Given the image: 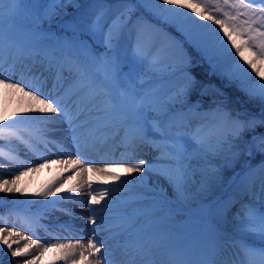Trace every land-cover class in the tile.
<instances>
[{"label": "snow or ice", "instance_id": "obj_1", "mask_svg": "<svg viewBox=\"0 0 264 264\" xmlns=\"http://www.w3.org/2000/svg\"><path fill=\"white\" fill-rule=\"evenodd\" d=\"M19 3L0 0V48L14 44L11 33L3 28L4 9L7 4ZM69 6L76 11L68 13ZM33 8L28 25L32 65L25 68L33 73L39 65L43 71L32 74L34 83H24L23 73L20 82L0 75V86L27 99L22 110H13L11 116L7 108L0 112V167L6 160L22 169L11 180L0 177V193L25 195L18 186L23 177L54 164L64 166L71 175L28 195L49 200L57 193L81 195L86 187L89 215L85 219L93 226L92 235L86 244L83 239L45 244L35 231L29 240L27 234L4 226L0 215V245L12 258L30 257L22 264H42L41 258L49 253L53 259L47 264H109L102 254L106 244L96 238L97 228H105L121 251L122 258L115 264H264V159L255 166L244 160L239 172L227 180L224 175L244 157H264V134L255 132L264 126V0H37ZM13 14L14 9L10 20ZM69 15L71 19H63ZM145 15L176 35L163 33ZM149 31L162 34L163 42L147 39ZM194 55L207 63L210 75L234 86L248 103L256 105L259 118L247 110L230 109L214 86L200 90V95L213 90L215 99L208 111H202L199 102L189 103L199 84L191 74L196 66ZM45 72L52 78L57 96L62 92L69 100L76 97L71 105L41 92L48 82ZM84 101L87 104L82 107ZM57 117L68 124L75 157L64 143L49 138L50 125L57 123ZM113 120L115 136L125 150L133 156L147 152L151 160L141 157L133 163L95 168L80 156L82 149L96 147L100 128L109 127ZM78 130H86L89 138L82 140ZM245 133H250V138L246 139ZM21 144L27 150L25 156H35L40 162L29 164L21 159L16 149ZM49 144L68 158L44 156L40 146L48 149ZM125 176L133 178L123 179ZM76 177L77 184L69 187ZM93 178L104 185L119 183L96 189ZM153 178L149 186L148 179ZM121 189L138 191L123 199L119 211L113 213L110 197ZM65 201L78 202L69 195L41 207L46 210ZM102 201L107 202L101 206ZM197 201L207 203L208 215L231 252L224 261L185 258L178 237L165 235V220ZM3 203L0 201V207ZM18 203L28 205L23 217L30 228L48 230L49 226L41 223L43 213L31 210L34 201ZM60 210L73 215L71 209ZM105 210L108 215L98 224L97 213ZM34 247L40 249L35 256ZM165 256L166 260L161 259Z\"/></svg>", "mask_w": 264, "mask_h": 264}, {"label": "bare ground", "instance_id": "obj_2", "mask_svg": "<svg viewBox=\"0 0 264 264\" xmlns=\"http://www.w3.org/2000/svg\"><path fill=\"white\" fill-rule=\"evenodd\" d=\"M4 13H5V18H4L3 28L6 32L11 33V38L14 41V44L12 46L5 45L2 48H0V50L6 49L7 54H11L15 51H18L19 48L26 42L28 43L30 42V44L32 45V37L28 31L29 24H27L26 26H22L18 29L16 28V30L14 29L9 30L8 26L10 25L11 22H13V19L10 21L6 19V16L9 14V12L6 9H4ZM209 27L216 28L217 32H219V29L217 26L209 24ZM219 34L220 36H223V33H219ZM156 42L161 43L163 42V39L161 41L156 39ZM25 54L26 53H24V55ZM14 55L16 56V54ZM232 55L236 60H239V56H236L234 52L232 53ZM13 56L9 58L10 62H5L4 59H0L3 61L2 67H5L8 69L6 71L2 70L0 72V75L6 77L9 80L20 82L21 73H23L24 74L23 78L28 79L29 83H34L31 80L32 74L39 73L41 71L36 72L35 70H33V73H29L28 70L22 65L18 64V62H15L13 64L14 61L11 60ZM21 60L23 63L27 62L29 66L32 65L31 63L32 61L30 60L26 61L25 58L23 57H21ZM240 62L243 63V61H240ZM12 65H15V67L14 69L10 70V66ZM244 66L245 68L248 67L247 65H244ZM248 71L251 72V69H248ZM252 76L254 79H258V78H255L254 73L252 74ZM36 86H39V85H36ZM65 87H67V85H65ZM49 88H50V79L48 78L47 84L41 87L40 90L43 94H45ZM61 95L65 97L62 92H61ZM74 98L76 99V97ZM62 100H65V99H62ZM96 102L98 103L99 99ZM26 104H27L26 98H21L20 94L13 93L11 92V90H5L2 86H0V112L4 111L5 108H7L8 115L11 116L13 110H22V108ZM85 104H86V101L81 102L82 107ZM73 114H74V111H73ZM56 119H57V123L52 125L53 130L49 133V136L50 138H55L61 141L62 143H64L66 147L68 148V152H70L72 156L75 157L76 149L71 146V143L68 139V136H69L68 124L65 122H60V119H61L60 117H57ZM78 131H79L80 136L83 138L82 140H86L89 138L86 130H78ZM115 132H116V127H115V121L113 120L112 124L109 127L100 128L99 139L101 136L102 140L98 139L96 141V147L82 149L80 151V156L86 161L91 162L95 168L103 167L107 163H122V162L133 163L135 162L136 159H139L141 157L147 158L149 160L152 159V157L149 156L147 152H142L144 153V155H141V157L139 156V154L141 153H136L135 156H133L131 153L127 152L122 145H116L115 142L113 144L114 147L112 148L113 157L106 158L105 154H108L109 152L105 151L104 153H102L104 148L103 147L101 148V146L105 145V142L108 139L109 141H111L112 138L110 136L111 135L115 136L114 135ZM20 146L24 148L22 144L17 145L16 148H19ZM99 153H102V154H99ZM43 155L50 159H56L58 156L61 159L68 158L66 155L59 153L57 148L55 152L45 153V154L43 153ZM4 162H7V161L5 160ZM39 162L40 161L36 159L34 162H28V163L36 164ZM21 170L22 169L18 168L17 166L14 167L10 165L9 169H6L4 167L3 170H0V177L11 180L13 174H19ZM71 174L72 173L65 171L64 166H58L54 164L49 168H44L37 173H33L21 179L18 186L24 189L25 195H21L16 192L0 193V201L4 202L3 206L0 207V215H2L3 225L8 228H15L16 231L27 234L29 237V240L33 238L32 233L33 231H35V235L39 239H41L45 244H55L58 242L68 243L69 240L75 241L76 239H83L84 243L86 244L88 238L92 235L90 230L93 227L92 225L88 224L87 220L85 219V217L89 215V213L86 211L87 208L89 207V205L87 204V201L89 199L87 195L88 189L86 187L83 189V194L81 195L67 193V192L57 193L55 196L50 197L49 200H44L42 197L28 195L31 193H36L38 191H42L49 185L56 182L58 179H65ZM132 178H133L132 176L123 177V179H130V180ZM78 180H79V177L72 179L70 183L68 184V186L70 187V186L76 185ZM153 183H154V178L148 179V184H153ZM93 185H94V188L96 189H101L103 187L113 188L112 186H106L103 184H99V180L95 178H93ZM137 191H138L137 189H131V190L121 189L120 191H117L116 193H114L112 197H110L111 202L112 203L118 202L122 199L134 197ZM168 194L170 195V190H168ZM69 195L75 196L78 202L73 204V203L65 201V202H62L61 204H64L66 205V208L71 209L73 213L72 216H69L64 211H61L60 209H58L56 205L55 207L49 208L46 210L41 207L44 204H48L49 201H58L60 200V197L69 196ZM13 201H17V203H10ZM23 201H34L35 202L30 206L31 210L34 213H43L44 218L41 220V223L49 226L47 231H45L44 228H39L38 230L32 229L29 227L27 223L24 222L23 209L28 207V205H25L23 203H18V202H23ZM119 205L120 204H113V207L111 209H119ZM93 207H100V206H93ZM105 212H107V210H105ZM107 215L108 213H104V214L97 213L98 224L100 223V220L106 217ZM161 215L166 217L167 212H163L161 213ZM185 216L186 217L184 221L180 225H178L176 229L168 228V226L170 225V222H169V219H166L165 226H166L167 231L165 235H169L173 239H176L178 237L179 241L184 246V250H187L189 254H193L194 248H195L196 252L200 256H203L202 255L203 247L201 245L203 244L202 241L205 239L203 237V233H205L207 230V228H205L206 223H207V218L211 220L212 224L215 227H216V224L214 223L212 217L208 215L207 209H205L203 205L195 207L191 210H187ZM65 224L71 225V228L61 227V225H65ZM105 231H106L105 228H97L96 238L106 244V249L102 250V254L104 255L105 259L109 261V264H115L116 261L122 258L121 251L117 246H114V244L112 245V243L110 242L111 239L109 238L108 234H103ZM207 235L211 236V239H214V237L216 236L213 234L210 235L209 233H207ZM221 236H222L221 233L218 234V237L221 238ZM223 242H224L223 245H225V241ZM24 243L25 241L22 240L20 243V246L22 247ZM216 243L217 241L213 240L212 244H216ZM14 249H15V246L13 250ZM31 251H32V255L35 256V255H38L40 249L34 247ZM216 253H218L219 255L217 260H219L220 262L222 260L224 261L228 259V257L230 256L228 251H226V247L218 249ZM27 258H30V257L12 258L11 252L8 251L4 246L0 245V264H22L23 259H27ZM165 258L166 256L161 257V259H165ZM41 259H42V264H47L48 261L53 259V254L49 253L46 257H42ZM60 264H62V262H60Z\"/></svg>", "mask_w": 264, "mask_h": 264}, {"label": "rangeland", "instance_id": "obj_3", "mask_svg": "<svg viewBox=\"0 0 264 264\" xmlns=\"http://www.w3.org/2000/svg\"><path fill=\"white\" fill-rule=\"evenodd\" d=\"M36 2H37V0H20L19 6H16V5H13V4H7L5 9L9 12V14H10V10L14 9V14L12 15L11 20L13 19V21L16 22L17 24L20 23L22 26H26L31 21L32 16H33V14L35 12V9L33 8V5ZM71 8L72 9L70 11L67 9L68 13H70V14L74 13L76 11L73 7H71ZM9 14L7 15L8 17L6 16V19L10 21ZM138 14L139 13H135L134 17H135V15H138ZM63 19L64 20H69V19H71V15L64 16ZM145 19H147L149 23L154 24L157 28L162 29L163 33H167V34H170V35H176L175 31L170 30L166 25H164V24L162 25V23L157 22L154 19H151L149 16L145 15ZM10 24H13V23L11 22ZM52 30H53V32L57 31V27H56L55 24L52 25ZM146 38L150 39V40L151 39H155V40L158 39V40L161 41L163 39V35L162 34H154V33L149 31V32L146 33ZM193 60H196L195 61L196 66L200 65V66H203V67L205 66L206 67L205 68V69H207L206 70V74L208 73V75L204 74L203 70H201L200 74L206 76L209 80H212L211 86H214L215 89H219V87H218L219 85H218V82H217L218 81L217 80L218 77L209 74L210 70H209V67H208L207 63L205 61L200 60V58L195 56V55L193 56ZM193 73H196L195 69L194 70L191 69V74L194 75ZM199 85L200 86H197L196 90L192 91V93H191L192 96L197 94V93L200 94V90H201L202 87H204V85L202 84L203 85L202 87H201V83ZM168 87H171V86L168 85ZM219 90H220V92L222 94L228 95L226 92L221 91V89H219ZM191 97H189V103L195 104V103L199 102L202 111H208L209 108L211 106H213V101L212 102L210 101V102H207L206 104H203L197 98H195V97L191 98ZM235 100H237V99H235ZM240 108H241V105H237L236 104L234 106V110H236V111H238V109L240 110ZM251 115L255 116V117H258V116H260V111L256 112L255 114L251 113ZM250 159L251 158L244 157L240 162L237 163L235 169H226L224 171L225 179L227 180L228 178L233 176L234 172H239L241 170V166H242L241 162L242 161L248 160L253 166H255L256 164H258L261 161V159H264V157H261V156H260V158H256L255 157L251 161H250ZM229 171H230V173L227 174ZM150 185H152V184H150ZM224 187L226 189L227 188V184H225ZM202 205H203V207H205V209H207V203L206 202L197 201V202L189 203L188 205L183 206L182 208L178 209L177 211L179 212V215H177L176 212L172 213L171 214V218L169 219L170 225L168 226V228L175 229L176 227H178V225H180L184 221V219L186 217L185 215H186V211L187 210H191V209H193L195 207L202 206ZM205 228H207V230L205 232L206 234L209 233V231L213 235L215 233H217V236H218V234H220V232L217 231V228L212 224L211 220L208 219V218H207V223H206Z\"/></svg>", "mask_w": 264, "mask_h": 264}, {"label": "trees", "instance_id": "obj_4", "mask_svg": "<svg viewBox=\"0 0 264 264\" xmlns=\"http://www.w3.org/2000/svg\"><path fill=\"white\" fill-rule=\"evenodd\" d=\"M81 2L83 3L84 2V0H81ZM108 2L109 3H112V2H114V0H108ZM72 8H71V6H69L68 7V10L70 11ZM138 13V12H137ZM135 14V13H134ZM147 16V15H146ZM162 25H163V23H162ZM169 28V27H168ZM170 30H172V31H174L173 29H171V28H169ZM196 60H194V62H195ZM206 67L204 66H200V65H197V66H195V67H193L192 69L194 70L195 69V71H196V73H193L194 75L193 76H195L196 77V79H197V81H199V84L201 83V87L204 85H207V86H211V84H212V80H209L206 76H204V75H201L200 73H201V70H203V72H204V74H206V70L207 69H205ZM198 70V71H197ZM206 75H208V73L206 74ZM217 79V78H216ZM218 81V87H219V89H221V91H223V92H226L228 95H225V94H223V98H225L226 99V102H227V104H228V107L230 108V109H232V110H234V106L237 104V105H241V108H240V110L238 109V111H240V112H243V111H245V110H247L249 113H253V114H255L256 112H259L260 111V109L256 106V105H254V104H251V103H248L247 102V97L246 96H244L241 92H239L234 86H228L227 84H226V82H224V81H222L219 77H218V79H217ZM198 84V86H200ZM203 84V85H202ZM194 90H196V89H194ZM198 91V90H197ZM192 95H190V97H191ZM197 98L201 103H203V104H206L207 102H212L214 99H215V97H214V95H213V90L210 88V90L206 93V94H204V95H200V94H195V95H193L191 98ZM235 99H237V100H235ZM239 103V104H238ZM236 111V110H235ZM257 118H259V116L257 117ZM255 132L256 133H261V134H263L264 133V126H258L256 129H255ZM250 136H251V134L250 133H245V138L247 139V138H250ZM256 158H260V155L259 154H257L256 156H255ZM254 157V158H255ZM251 160H253V158H251L250 159V161ZM243 163H244V161H242L241 162V165H243ZM231 171V170H230ZM230 171L227 173V174H229L230 173ZM226 174V175H227Z\"/></svg>", "mask_w": 264, "mask_h": 264}]
</instances>
